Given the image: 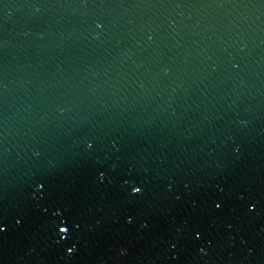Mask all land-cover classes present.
<instances>
[{"label":"water","instance_id":"water-1","mask_svg":"<svg viewBox=\"0 0 264 264\" xmlns=\"http://www.w3.org/2000/svg\"><path fill=\"white\" fill-rule=\"evenodd\" d=\"M0 264H264V0H0Z\"/></svg>","mask_w":264,"mask_h":264}]
</instances>
